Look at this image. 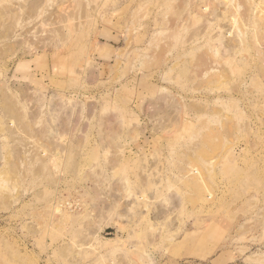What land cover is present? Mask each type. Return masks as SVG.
Masks as SVG:
<instances>
[{"label": "rangeland", "instance_id": "374dc122", "mask_svg": "<svg viewBox=\"0 0 264 264\" xmlns=\"http://www.w3.org/2000/svg\"><path fill=\"white\" fill-rule=\"evenodd\" d=\"M0 264H264V0H0Z\"/></svg>", "mask_w": 264, "mask_h": 264}]
</instances>
